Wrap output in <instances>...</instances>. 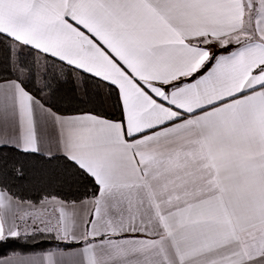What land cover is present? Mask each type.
Returning a JSON list of instances; mask_svg holds the SVG:
<instances>
[{
	"label": "snow or ice",
	"instance_id": "1",
	"mask_svg": "<svg viewBox=\"0 0 264 264\" xmlns=\"http://www.w3.org/2000/svg\"><path fill=\"white\" fill-rule=\"evenodd\" d=\"M0 245L264 264V0H0Z\"/></svg>",
	"mask_w": 264,
	"mask_h": 264
},
{
	"label": "trees",
	"instance_id": "2",
	"mask_svg": "<svg viewBox=\"0 0 264 264\" xmlns=\"http://www.w3.org/2000/svg\"><path fill=\"white\" fill-rule=\"evenodd\" d=\"M48 245L47 244H43L41 245V247H47ZM6 254V251L4 250L3 246L0 245V256Z\"/></svg>",
	"mask_w": 264,
	"mask_h": 264
}]
</instances>
